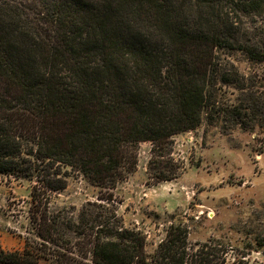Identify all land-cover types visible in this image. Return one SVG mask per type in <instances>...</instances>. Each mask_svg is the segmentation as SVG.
<instances>
[{
	"label": "trees",
	"instance_id": "16d2710c",
	"mask_svg": "<svg viewBox=\"0 0 264 264\" xmlns=\"http://www.w3.org/2000/svg\"><path fill=\"white\" fill-rule=\"evenodd\" d=\"M239 53L264 62V0H0V175L31 182L33 207V237L0 264H200L208 244L191 250L180 222L149 254L114 210L78 223L50 196L82 175L113 200L142 141L166 157L203 124L264 145V81Z\"/></svg>",
	"mask_w": 264,
	"mask_h": 264
},
{
	"label": "rangeland",
	"instance_id": "374dc122",
	"mask_svg": "<svg viewBox=\"0 0 264 264\" xmlns=\"http://www.w3.org/2000/svg\"><path fill=\"white\" fill-rule=\"evenodd\" d=\"M232 59L242 73L264 81V62L241 53ZM255 137L241 129L224 135L203 124L174 135L166 157L154 154L150 140L142 141L137 169L110 191L113 200L101 199L105 190L74 175L50 196V209L71 211L76 222L83 214L105 219L114 210L117 223L146 236L149 254L180 222L188 228L191 250L208 244L210 255L203 254L200 264H264V145L262 136ZM173 168L176 177L158 178L162 169ZM31 189L28 180L0 175V250H21L33 237Z\"/></svg>",
	"mask_w": 264,
	"mask_h": 264
}]
</instances>
